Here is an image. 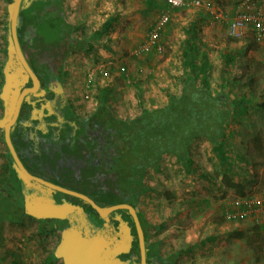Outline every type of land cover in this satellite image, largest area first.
Returning a JSON list of instances; mask_svg holds the SVG:
<instances>
[{"label":"rangeland","instance_id":"obj_1","mask_svg":"<svg viewBox=\"0 0 264 264\" xmlns=\"http://www.w3.org/2000/svg\"><path fill=\"white\" fill-rule=\"evenodd\" d=\"M183 2L170 9L160 31L162 51L136 53L135 48L168 8L167 0H65L69 20L83 36L89 37L114 10L120 16L103 40L90 37L93 49L72 53L66 66L67 87L80 105L89 108L98 104L96 86H108V104L124 117L140 112L141 100L147 107L163 105L165 89L180 91L177 76L184 26L198 14L205 15L199 62L209 68L213 91L225 79L231 96L243 101L226 127L228 158L218 159L211 143L196 141L192 152L199 174H195L190 165L164 155L161 171L147 173L149 188L141 196L140 207L158 227L154 239L160 241L163 253H177L172 264H264V228L262 239H255L256 221L225 214L246 192L264 190V46L258 42V47L247 49L246 38L234 40L227 25L213 14L234 11L240 0H201L198 6L194 0ZM7 18L6 0H0V65L6 59ZM224 53L235 58L227 73H222ZM252 73L254 91L244 84ZM2 113L0 103V116ZM5 152L0 130V179ZM225 165L245 186L243 192L223 183ZM26 219L21 224H6L2 230L0 264H43L55 250L58 238L40 232L37 221ZM197 242L204 244L198 246Z\"/></svg>","mask_w":264,"mask_h":264},{"label":"flooded vegetation","instance_id":"obj_2","mask_svg":"<svg viewBox=\"0 0 264 264\" xmlns=\"http://www.w3.org/2000/svg\"><path fill=\"white\" fill-rule=\"evenodd\" d=\"M21 14L19 37L22 49L39 81L37 89L22 102L11 133L23 165L31 174L63 189L52 190L58 203L69 202L81 207L100 227L107 223L119 238L124 233L121 227L129 228L131 246L126 252L119 253L121 260L129 264H172L177 253L165 255L160 241L154 239L158 227L142 212L143 193L127 187L124 181V151L127 149L119 123L124 116L116 113L109 104L104 108L98 104L86 108L68 90L67 62L72 53L87 50L90 38L80 34L69 20L65 0H35L22 9ZM84 40L87 43L82 47L80 43ZM34 87L33 80L28 78L22 89ZM2 140L6 147L7 170L15 171L10 151ZM17 181L14 184L5 182L18 191L19 205L16 208L19 217L6 220V224H21L28 216L37 221L40 232L57 237L59 243L60 232L69 220L35 218L27 214L25 195L21 182ZM3 189L0 191L5 192ZM64 189L84 195L100 207L130 206L143 231L144 255L130 208H117L102 217L90 202ZM150 225L156 228L151 230ZM55 262L64 264L62 258Z\"/></svg>","mask_w":264,"mask_h":264},{"label":"trees","instance_id":"obj_3","mask_svg":"<svg viewBox=\"0 0 264 264\" xmlns=\"http://www.w3.org/2000/svg\"><path fill=\"white\" fill-rule=\"evenodd\" d=\"M11 1L6 0V11L8 3ZM119 17L118 11L114 10L91 33L89 38L103 40L113 31ZM205 20V15L198 14L194 20L184 26L185 37L181 46L182 55L179 57L181 66L177 76V80L180 82V91L176 93L165 89L167 101L157 107H147L141 100L140 112L131 117H124L123 120L119 121L124 145L127 149L124 151L126 153L123 169L124 181L127 183V187L136 188L141 193L149 188L146 182L148 171L150 169L161 171V160L167 154L176 158L180 163L190 165L191 171L199 174L192 152L193 143L196 141L205 140L211 143L216 149L218 159L228 158L226 127L232 121L235 110L243 101L231 96L229 84L225 79L218 83V91L212 90L209 68L206 64L201 65L199 62V50L202 47L201 32ZM4 23L6 31L4 33V51L7 58V19ZM76 29L78 30L77 27ZM244 38H246L247 49L258 47V42L254 37L247 36ZM233 39L237 40L236 38ZM86 43L84 40L81 41L80 45L83 47ZM93 48L94 44L88 42L87 50ZM234 59L232 55L224 53L222 73L228 72ZM5 61L0 65V92L4 81L2 69ZM251 75L244 84L250 91H254V74ZM223 77L227 76L223 74ZM109 96L110 88L108 86H96L95 97L100 107L108 106ZM0 103L3 110L1 99ZM1 136L4 139L2 131ZM229 168V165H225L223 168V183L243 192L245 186L233 178ZM9 170L10 176L13 175L12 178L8 175ZM9 170H7L5 163L1 174L2 179H0V188L6 190L5 192L0 191V236H3L2 230L5 228L6 220H14L19 217L16 215L19 207L17 204L18 191L8 184L9 182L13 184L18 182L17 179L19 180V178L15 176V171L12 168ZM8 176L9 178H7ZM6 180L8 183H5ZM150 227L151 230L156 228L152 225ZM255 228V239H262L261 230L263 227L255 224ZM197 243L198 246L204 244L203 242ZM127 247L128 245L123 246L124 249ZM56 259L53 250L47 254L43 264H54Z\"/></svg>","mask_w":264,"mask_h":264},{"label":"water","instance_id":"obj_4","mask_svg":"<svg viewBox=\"0 0 264 264\" xmlns=\"http://www.w3.org/2000/svg\"><path fill=\"white\" fill-rule=\"evenodd\" d=\"M33 1L35 0H12L7 5V58L2 69L4 81L0 92V99L3 102L0 128L3 130L4 141L10 151L13 167L25 195V211L35 218L55 217L69 220V223L61 230L60 241L54 250L55 257L62 258L64 264H129L118 257L119 253L126 252L131 246L132 236L129 228L122 226L121 230L124 233L119 238L107 223L100 227L81 207L69 202L58 203L52 194V190L63 189L54 183L31 174L20 160L11 139V133L22 102L39 85L38 78L24 54L18 33V29L22 24L21 11L29 7ZM28 78L33 80L36 88L22 89ZM64 191L79 195L90 202L102 217H107L112 210L117 208H130L144 255L143 231L137 215L130 206L121 204L100 207L84 195L67 189H64ZM126 245L128 247L124 249L123 246Z\"/></svg>","mask_w":264,"mask_h":264},{"label":"built area","instance_id":"obj_5","mask_svg":"<svg viewBox=\"0 0 264 264\" xmlns=\"http://www.w3.org/2000/svg\"><path fill=\"white\" fill-rule=\"evenodd\" d=\"M183 4V0H167L168 8L160 14L147 36L135 48L136 53L162 51L160 31L170 17V9ZM193 4L198 6L201 0H194ZM213 14L227 25L230 35L234 38H244L250 34L257 42L264 41V0H240L234 11L220 10L213 11ZM225 214L228 218L253 219L264 228V190L246 192Z\"/></svg>","mask_w":264,"mask_h":264},{"label":"crops","instance_id":"obj_6","mask_svg":"<svg viewBox=\"0 0 264 264\" xmlns=\"http://www.w3.org/2000/svg\"><path fill=\"white\" fill-rule=\"evenodd\" d=\"M249 36H250V34H249ZM246 37H247V36H246ZM259 44H262L261 47H263V46H264V41L260 42ZM261 60L264 61V58H261Z\"/></svg>","mask_w":264,"mask_h":264}]
</instances>
